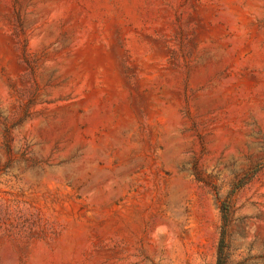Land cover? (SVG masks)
<instances>
[{
    "label": "rangeland",
    "instance_id": "1",
    "mask_svg": "<svg viewBox=\"0 0 264 264\" xmlns=\"http://www.w3.org/2000/svg\"><path fill=\"white\" fill-rule=\"evenodd\" d=\"M264 264V0H0V264Z\"/></svg>",
    "mask_w": 264,
    "mask_h": 264
},
{
    "label": "trees",
    "instance_id": "2",
    "mask_svg": "<svg viewBox=\"0 0 264 264\" xmlns=\"http://www.w3.org/2000/svg\"><path fill=\"white\" fill-rule=\"evenodd\" d=\"M218 264H221V260L218 258Z\"/></svg>",
    "mask_w": 264,
    "mask_h": 264
}]
</instances>
